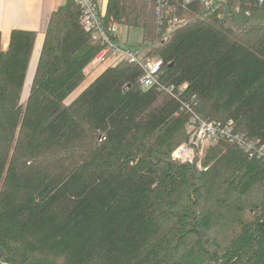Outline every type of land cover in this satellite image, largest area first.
Listing matches in <instances>:
<instances>
[{"label":"trees","instance_id":"trees-1","mask_svg":"<svg viewBox=\"0 0 264 264\" xmlns=\"http://www.w3.org/2000/svg\"><path fill=\"white\" fill-rule=\"evenodd\" d=\"M169 1L161 24L146 0H108L103 22L142 30L178 98L120 59L68 101L101 49L74 0L23 98L37 33H0V264H264V160L225 139L172 157L185 102L264 143V0Z\"/></svg>","mask_w":264,"mask_h":264},{"label":"built area","instance_id":"built-area-1","mask_svg":"<svg viewBox=\"0 0 264 264\" xmlns=\"http://www.w3.org/2000/svg\"><path fill=\"white\" fill-rule=\"evenodd\" d=\"M81 9L80 21L84 29L91 34L94 42L101 49L92 59L90 65L98 66L106 62L110 57L125 60L139 65L143 74L139 80L143 88L156 87L158 90L178 98L186 84L177 89L175 84H166L159 79L163 59L149 57L146 51L135 45L122 41L123 25L114 21L105 25L103 17L106 14L107 0H74ZM154 7L155 16L159 24L162 23L165 11L172 7L169 0H146ZM193 0H187L189 3ZM207 8L216 0H201ZM263 1V0H261ZM184 106L190 111L191 117L187 124L188 139L179 144L172 152V157L179 162H193L196 155L204 154V143H214L219 139H225L236 145L250 156H258L264 160V143L249 140L244 134L235 130L233 119L227 122L219 120L203 119L187 102Z\"/></svg>","mask_w":264,"mask_h":264},{"label":"crops","instance_id":"crops-1","mask_svg":"<svg viewBox=\"0 0 264 264\" xmlns=\"http://www.w3.org/2000/svg\"><path fill=\"white\" fill-rule=\"evenodd\" d=\"M66 1L67 0H0V33L2 36V48L7 49L13 29L19 28L36 31L37 35L30 67L34 63L37 64L50 17L53 11H55L60 5L66 3ZM107 4L108 0L106 3V8ZM124 26L126 27V25ZM127 44L135 45V43L129 42V40H127ZM89 66L94 67L90 64L87 67ZM103 70L104 68L101 71ZM101 71L99 73H101ZM93 72L95 71L93 70ZM93 72L90 73L92 74ZM88 75L89 72L88 74L86 72L87 77ZM95 77L90 80L89 84L94 80Z\"/></svg>","mask_w":264,"mask_h":264},{"label":"rangeland","instance_id":"rangeland-1","mask_svg":"<svg viewBox=\"0 0 264 264\" xmlns=\"http://www.w3.org/2000/svg\"><path fill=\"white\" fill-rule=\"evenodd\" d=\"M124 26V25H123ZM129 26H124L123 27V33H122V41H125L127 42V40H129V42H132V43H135V45H139L138 42H142V30L138 27H131V28H128ZM139 48H141L140 46H138ZM143 51H146L147 53V49L145 48H141ZM116 57H110L106 62H103L102 64L98 65V66H89L86 68V72L88 74L89 72V75L91 74L90 72H93V70L95 72H93L90 76L88 75V77H86V80L72 93L70 94V96L68 97V101L72 100L76 95H78L85 87L88 86L90 80L95 77L103 68L107 67L108 65L110 64H114L116 62ZM35 67H36V63L32 64V66L30 67V70L28 72V77H27V83H26V86L24 88V91L22 93V98L23 96L25 97L26 94H27V91H28V88H29V85H30V81H31V78L33 76V72L35 70ZM100 69V70H99ZM97 70V71H96ZM99 70V72H98ZM98 72V73H97ZM97 73V74H96ZM211 144L210 143H204L203 144V147H204V153L206 152L207 148L210 146ZM204 156V155H203Z\"/></svg>","mask_w":264,"mask_h":264},{"label":"bare ground","instance_id":"bare-ground-1","mask_svg":"<svg viewBox=\"0 0 264 264\" xmlns=\"http://www.w3.org/2000/svg\"><path fill=\"white\" fill-rule=\"evenodd\" d=\"M133 64V63H132ZM162 68V67H161ZM87 71V70H86ZM196 112V111H195ZM238 132V131H237ZM246 136V135H245ZM250 140V139H249ZM227 141V140H226ZM232 144V143H231ZM261 144V143H260ZM263 144V143H262ZM205 151V150H204ZM206 153V152H205ZM256 156V155H255ZM257 157V156H256ZM259 158V157H258ZM203 169V168H202Z\"/></svg>","mask_w":264,"mask_h":264}]
</instances>
